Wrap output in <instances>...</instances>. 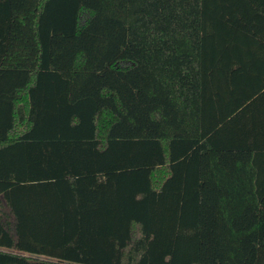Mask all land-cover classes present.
<instances>
[{
	"label": "trees",
	"instance_id": "16d2710c",
	"mask_svg": "<svg viewBox=\"0 0 264 264\" xmlns=\"http://www.w3.org/2000/svg\"><path fill=\"white\" fill-rule=\"evenodd\" d=\"M261 98L264 0H0V264H264Z\"/></svg>",
	"mask_w": 264,
	"mask_h": 264
},
{
	"label": "crops",
	"instance_id": "0c3cea01",
	"mask_svg": "<svg viewBox=\"0 0 264 264\" xmlns=\"http://www.w3.org/2000/svg\"><path fill=\"white\" fill-rule=\"evenodd\" d=\"M214 85L216 89V95L214 99L209 100L208 114L213 116H219L222 114L223 110L233 109V113L245 109L255 97L245 98L242 97L244 93H253L258 89L257 83L254 80L250 82L241 83L240 85L234 84V90L232 86L227 82H215ZM233 91V92H232ZM239 97V98H238ZM248 114L256 116L260 123H264V98L258 100V102L253 106L248 112ZM259 131L260 141L264 143V128Z\"/></svg>",
	"mask_w": 264,
	"mask_h": 264
},
{
	"label": "rangeland",
	"instance_id": "374dc122",
	"mask_svg": "<svg viewBox=\"0 0 264 264\" xmlns=\"http://www.w3.org/2000/svg\"><path fill=\"white\" fill-rule=\"evenodd\" d=\"M215 81H216V79H215ZM217 82H218V80H217ZM212 84V83H211ZM211 87V89H210V91H208V93L210 92L211 93V96H210V99L209 100H211V99H214L215 98V92H216V89H215V87H214V85H211L210 86ZM209 95V94H208Z\"/></svg>",
	"mask_w": 264,
	"mask_h": 264
}]
</instances>
